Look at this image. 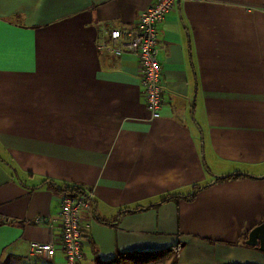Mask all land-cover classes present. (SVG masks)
Returning a JSON list of instances; mask_svg holds the SVG:
<instances>
[{
  "label": "crops",
  "instance_id": "1",
  "mask_svg": "<svg viewBox=\"0 0 264 264\" xmlns=\"http://www.w3.org/2000/svg\"><path fill=\"white\" fill-rule=\"evenodd\" d=\"M152 2L0 0V264H66L29 254L56 242L34 220L56 219L61 185L93 194L82 264L178 244L157 264H264L246 243L264 222V0H177L155 119L138 57L97 49Z\"/></svg>",
  "mask_w": 264,
  "mask_h": 264
},
{
  "label": "built area",
  "instance_id": "2",
  "mask_svg": "<svg viewBox=\"0 0 264 264\" xmlns=\"http://www.w3.org/2000/svg\"><path fill=\"white\" fill-rule=\"evenodd\" d=\"M177 0H153L135 23L127 26L106 27L97 40V49L116 56L135 54L141 65V86L151 118L161 116L164 105L163 65L160 54V28ZM93 194L89 191L78 196L61 195L56 219L38 217L36 224L49 226L56 242L31 241L29 254L53 259L58 247L67 264H82L85 258L84 239L88 236L82 212L93 209Z\"/></svg>",
  "mask_w": 264,
  "mask_h": 264
},
{
  "label": "trees",
  "instance_id": "3",
  "mask_svg": "<svg viewBox=\"0 0 264 264\" xmlns=\"http://www.w3.org/2000/svg\"><path fill=\"white\" fill-rule=\"evenodd\" d=\"M242 175L233 174L228 178H239ZM202 187L195 190L193 193L189 195L182 196L183 198H192L196 193L201 190ZM61 195H72L77 196V190L71 187L59 186L57 188ZM179 197V196H174ZM181 248V244L175 245L173 247H169L163 250L152 251V252H130V253H119L115 256V258L107 261H102L97 259V264H157L162 262L168 258H172L173 262H175L176 257L178 256L179 250Z\"/></svg>",
  "mask_w": 264,
  "mask_h": 264
},
{
  "label": "water",
  "instance_id": "4",
  "mask_svg": "<svg viewBox=\"0 0 264 264\" xmlns=\"http://www.w3.org/2000/svg\"><path fill=\"white\" fill-rule=\"evenodd\" d=\"M233 174H240V175H249L244 172H236L232 174H226V175H221L217 176V178H228L229 176ZM264 177V176H262ZM247 244L249 245H255L257 246L260 250H264V222L255 226L249 233L248 239H247Z\"/></svg>",
  "mask_w": 264,
  "mask_h": 264
},
{
  "label": "rangeland",
  "instance_id": "5",
  "mask_svg": "<svg viewBox=\"0 0 264 264\" xmlns=\"http://www.w3.org/2000/svg\"><path fill=\"white\" fill-rule=\"evenodd\" d=\"M77 193H78L77 196H78V195H81V193H79V191H77ZM65 261H66V260H65ZM66 264H67V263H66Z\"/></svg>",
  "mask_w": 264,
  "mask_h": 264
}]
</instances>
